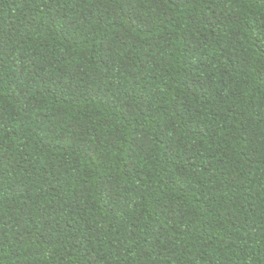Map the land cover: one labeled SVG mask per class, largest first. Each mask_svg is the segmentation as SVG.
<instances>
[{"label": "trees", "instance_id": "trees-1", "mask_svg": "<svg viewBox=\"0 0 264 264\" xmlns=\"http://www.w3.org/2000/svg\"><path fill=\"white\" fill-rule=\"evenodd\" d=\"M0 264H264V0H0Z\"/></svg>", "mask_w": 264, "mask_h": 264}]
</instances>
